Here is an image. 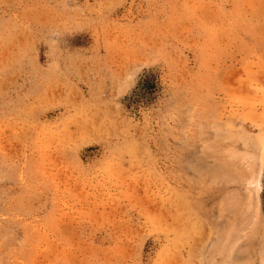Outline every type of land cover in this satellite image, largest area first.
<instances>
[{
	"label": "rangeland",
	"instance_id": "rangeland-1",
	"mask_svg": "<svg viewBox=\"0 0 264 264\" xmlns=\"http://www.w3.org/2000/svg\"><path fill=\"white\" fill-rule=\"evenodd\" d=\"M263 71L264 0H0V264H264Z\"/></svg>",
	"mask_w": 264,
	"mask_h": 264
},
{
	"label": "bare ground",
	"instance_id": "bare-ground-1",
	"mask_svg": "<svg viewBox=\"0 0 264 264\" xmlns=\"http://www.w3.org/2000/svg\"><path fill=\"white\" fill-rule=\"evenodd\" d=\"M259 65H260V64H259ZM262 65H263V64H262ZM259 69H260V68H259ZM262 69H263V68H262ZM260 70H261V69H260ZM263 72H264V71H263ZM182 129H183V128H182ZM180 130H181V129H180ZM229 148H230V147H229ZM230 149H231V148H230ZM231 150H232V149H231ZM229 152H230V151H229ZM232 152H233V151H232ZM234 156H235V155H234ZM229 158H230V157H229ZM216 160H218V159H216ZM248 162H249V161H248ZM246 165H247V164H246ZM232 172H233V171H232ZM222 174H223V173H222ZM225 174H226V171H225ZM227 174H228V173H227ZM232 178H233V177H232ZM230 191H231V190H230ZM169 192H170V191H169ZM236 192H237V191H236ZM228 193H229V192H228ZM230 194H231V193H230ZM169 195H170V194H169ZM240 195H241V194H240ZM242 195H243V194H242ZM245 195H246V194H245ZM233 196H234V194H233ZM240 197H241V196H240ZM235 198H236V197H235ZM186 201H187V200H186ZM234 201H235V200H234ZM183 202H184V201H183ZM186 203H187V202H186ZM231 203H232V202H231ZM231 203H230V204H231ZM233 203H234V202H233ZM236 203H237V201H236ZM249 203H250V202H249ZM171 204H172V203H171ZM241 206H242V204H241ZM181 209H182V208H181ZM177 211H178V210H177ZM252 211H253V210H252ZM252 211H251V212H252ZM180 213H181V211H180ZM250 217H251V216H250ZM250 217H249V218H250ZM184 221H185V220H184ZM197 223H198V222H197ZM243 225H244V224H243ZM231 227H232V226H231ZM248 227H250V226H247V228H248ZM193 228H194V227H193ZM247 228H246V229H247ZM255 230H257V229H255ZM226 231H227V230H226ZM181 232H182V230H181ZM235 232H236V231H235ZM182 233H183V232H182ZM188 235H189V234H188ZM258 235H259V234H258ZM191 236H192V234H191ZM234 236H235V235H234ZM236 236H237V235H236ZM232 244H233V243H232ZM244 245H245V244H244ZM242 247H243V246H242ZM242 247H241V248H242ZM240 251H242V250H240ZM260 251H261V249H260ZM191 253H192V252H191ZM236 253H237V252H236ZM234 254H235V253H234ZM191 255H192V254H191ZM229 255H230V254H229ZM258 256H259V255H258ZM231 259H232V257H231ZM252 259H253V258H252ZM233 260H235V259H233ZM188 261H189V260H188ZM201 262H202V261H201ZM259 263H260V262H259Z\"/></svg>",
	"mask_w": 264,
	"mask_h": 264
},
{
	"label": "trees",
	"instance_id": "trees-1",
	"mask_svg": "<svg viewBox=\"0 0 264 264\" xmlns=\"http://www.w3.org/2000/svg\"><path fill=\"white\" fill-rule=\"evenodd\" d=\"M262 199L264 200V173H263V189H262Z\"/></svg>",
	"mask_w": 264,
	"mask_h": 264
}]
</instances>
